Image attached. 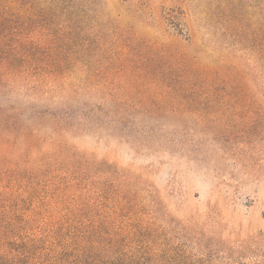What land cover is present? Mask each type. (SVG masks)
Returning <instances> with one entry per match:
<instances>
[{
  "label": "trees",
  "instance_id": "16d2710c",
  "mask_svg": "<svg viewBox=\"0 0 264 264\" xmlns=\"http://www.w3.org/2000/svg\"><path fill=\"white\" fill-rule=\"evenodd\" d=\"M80 1L4 0L0 13V264H191L167 246L152 186L66 138L93 127L112 136L134 112L222 93L264 104L250 100L264 94V0L257 26L224 15L225 41L209 47L201 16L162 14L190 33L183 44L121 19L105 64L100 13ZM102 89L113 109L100 107Z\"/></svg>",
  "mask_w": 264,
  "mask_h": 264
},
{
  "label": "rangeland",
  "instance_id": "374dc122",
  "mask_svg": "<svg viewBox=\"0 0 264 264\" xmlns=\"http://www.w3.org/2000/svg\"><path fill=\"white\" fill-rule=\"evenodd\" d=\"M100 13V60L116 49L117 21L151 35L186 43L162 14L204 18L198 43L225 41L224 15L257 26L263 0H81ZM4 0H0V13ZM251 16L253 18H251ZM108 51V52H107ZM238 64L245 67L244 63ZM245 63H247L245 61ZM116 89L112 88V92ZM100 91V107L113 109ZM215 98V97H214ZM264 100V94L250 99ZM115 135L93 127L67 135L79 152L93 154L142 178L167 213L166 243L191 264H264V104L217 103L134 112Z\"/></svg>",
  "mask_w": 264,
  "mask_h": 264
}]
</instances>
